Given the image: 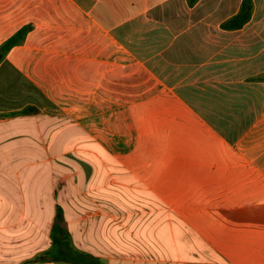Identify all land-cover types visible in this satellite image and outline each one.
<instances>
[{"label": "crops", "instance_id": "obj_1", "mask_svg": "<svg viewBox=\"0 0 264 264\" xmlns=\"http://www.w3.org/2000/svg\"><path fill=\"white\" fill-rule=\"evenodd\" d=\"M243 1L0 0V46L33 25L0 62V264H57L53 230L68 199L83 211L66 224L78 231L74 244L83 251L96 244L93 233L87 237L93 222L106 217L122 224L90 196L97 185L83 190L70 180L75 194L68 196L65 186L62 195L68 176L53 173L51 136L40 125L45 118L69 121L54 111L77 112L60 106L74 101L90 104L73 121L83 125L104 88L156 117L162 132L170 128L167 121L176 123L171 130L199 153L160 159L158 152L149 159V148L165 152L164 144H152L129 164L127 155L107 151L168 206L135 209L143 219L158 215L130 232L139 251H88L96 261L264 264V0H252L251 19L241 28H222ZM16 71L59 107L40 105L38 114L23 115L18 88L4 89L20 85ZM149 103L156 109L141 108ZM86 197L95 208L84 205Z\"/></svg>", "mask_w": 264, "mask_h": 264}, {"label": "trees", "instance_id": "obj_2", "mask_svg": "<svg viewBox=\"0 0 264 264\" xmlns=\"http://www.w3.org/2000/svg\"><path fill=\"white\" fill-rule=\"evenodd\" d=\"M198 1L188 0V3L193 6ZM252 8L253 1L244 0L239 14L224 22L222 28L226 30L241 28L251 19ZM32 29L33 25L23 27L16 35L0 46V62L5 60L8 52L14 46L25 40L27 33ZM19 75L20 71H16L13 74V79L15 80ZM19 83L20 85L18 86H14V84L13 87L8 85L4 89L7 88V93L11 94L12 92L15 93L18 88L21 97L20 106H24L20 111L23 115L38 114L40 105H44L49 109L59 107L55 102L49 100L38 87L30 83L24 75H20ZM82 92H79L80 95H82ZM100 92V99L95 100L93 108L90 107L89 109L90 116L95 112L94 116L86 118L83 125L72 121H60L57 117L45 118L40 122V125L45 129L48 128L47 135L50 134L51 136L48 141V152L52 158L53 173L59 177L68 176V179L63 181L62 195L65 194V186L68 188V196L75 194L70 180L83 190H91L97 185L99 190L91 192L90 196L102 208L110 210L121 217L122 224L113 219L101 217L99 221L89 225L87 237L90 239L91 233H93L96 244L93 247L89 245L84 249L89 252L99 251L101 253L125 255L129 252H137L141 248V244L130 233L135 226L141 221L154 222L158 217V215L149 214L143 219L145 215L134 213L135 209L163 210L168 205L151 191L128 167H125L107 151L118 155L120 158H123L124 154L127 155L129 164H135L142 154L141 148L152 147V144H164L162 150L164 149L165 152L160 151L161 149L159 148L158 150L149 148L145 151L149 159L156 158L158 152L160 155L162 153L165 154L160 156L161 159L165 156L169 158L177 157L178 153L181 155V153L188 151H191V155H194L199 153V151L197 149L189 150L187 148L188 145L184 144V136H179L176 133L177 131L171 130L173 125L177 126L176 123L167 121L166 123L170 128L162 132L159 128H156V117L145 116L143 112L139 111L138 106L127 107V105L132 103L130 101L127 102V96H112L110 91L105 88ZM88 93L85 91L84 97H87ZM28 94L32 97L22 100ZM27 103L31 104L26 105ZM88 105L90 104H87V102L77 104L75 101L68 104H60L62 107H71L73 109H85ZM141 108L156 109L154 103H149ZM150 113L152 114V111ZM183 120L188 121V118ZM35 124L37 125L36 122ZM105 146L108 148L105 149ZM184 146L186 149L183 148ZM83 149L99 152L101 159L88 151H83ZM104 162L108 166L102 169ZM159 164H161L160 160L157 162V166ZM138 167L139 164L133 168L136 169ZM153 168V166L150 167V169ZM99 172H101V175L96 183L93 178ZM83 203L90 208L93 205L87 197ZM93 207L95 208V205ZM76 208L79 207H76L73 199H68L67 201V212L62 206L59 208L53 230V239L56 240L57 247L53 251L52 262L57 264H103L99 260L96 261L97 258L93 257L91 253L79 249L80 246L77 247L74 244L78 231H71L66 224L67 220H75L82 216L83 211ZM76 210L78 211L77 213L75 212ZM171 217L173 216L171 215ZM172 220L176 221V218L173 217ZM127 228H129V231H127ZM114 264L122 263L116 261Z\"/></svg>", "mask_w": 264, "mask_h": 264}, {"label": "rangeland", "instance_id": "obj_3", "mask_svg": "<svg viewBox=\"0 0 264 264\" xmlns=\"http://www.w3.org/2000/svg\"><path fill=\"white\" fill-rule=\"evenodd\" d=\"M86 109H88V107ZM54 112L57 113V114L64 115L65 116V117H63L64 119H68L69 121H72V122L81 120V118H82L81 115L83 114L81 109L78 110L77 112H75V111L66 112V110H63V109L62 110L58 109L57 111H54ZM45 114H46V112H42V115H45ZM260 136H261L262 139L264 138V137H262V135H260ZM262 142L264 143V141H262ZM255 156L258 157L257 154H255ZM115 217L118 220L120 218V216H118L116 214H115Z\"/></svg>", "mask_w": 264, "mask_h": 264}]
</instances>
